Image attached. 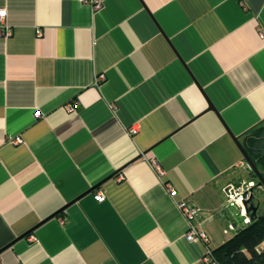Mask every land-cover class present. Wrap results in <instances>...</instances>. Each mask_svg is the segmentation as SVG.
Masks as SVG:
<instances>
[{
  "label": "crops",
  "instance_id": "crops-1",
  "mask_svg": "<svg viewBox=\"0 0 264 264\" xmlns=\"http://www.w3.org/2000/svg\"><path fill=\"white\" fill-rule=\"evenodd\" d=\"M99 1L0 0V264H219L235 139L264 124V0Z\"/></svg>",
  "mask_w": 264,
  "mask_h": 264
},
{
  "label": "trees",
  "instance_id": "trees-1",
  "mask_svg": "<svg viewBox=\"0 0 264 264\" xmlns=\"http://www.w3.org/2000/svg\"><path fill=\"white\" fill-rule=\"evenodd\" d=\"M246 151L264 176V124L247 134ZM249 180H255L259 188L254 171L251 169ZM264 191V188H263ZM254 194V193H253ZM253 203L259 206L257 215L247 225H237L234 236L221 246L211 250V256L219 264H264V209L262 201L254 194Z\"/></svg>",
  "mask_w": 264,
  "mask_h": 264
},
{
  "label": "built area",
  "instance_id": "built-area-1",
  "mask_svg": "<svg viewBox=\"0 0 264 264\" xmlns=\"http://www.w3.org/2000/svg\"><path fill=\"white\" fill-rule=\"evenodd\" d=\"M88 3H91L96 9L101 7V1L99 0H86ZM7 10H0V33L4 39H8L12 35L11 27L6 22ZM39 115V113L37 114ZM137 130L132 129L131 132L135 133ZM159 172L163 174L161 168H159L158 164H156ZM257 186V182L255 180H242L237 184H231L226 187V207L235 208L238 210L239 215L242 217V224L247 225L251 222V217L246 211L245 202L251 197L254 193V189ZM171 192H174L171 189ZM96 200L102 202L105 199L103 192H98L96 195ZM180 209L183 214L189 219V221H193L196 217L200 215V210L189 204L188 202H183L180 204ZM237 225L229 224V230L234 231ZM187 239L191 242L203 241L208 243L210 241L209 235L206 231H204L201 227L197 225H191L187 235ZM211 250L208 251L205 256L206 261L212 260Z\"/></svg>",
  "mask_w": 264,
  "mask_h": 264
},
{
  "label": "water",
  "instance_id": "water-1",
  "mask_svg": "<svg viewBox=\"0 0 264 264\" xmlns=\"http://www.w3.org/2000/svg\"><path fill=\"white\" fill-rule=\"evenodd\" d=\"M235 142L238 145V147L240 148V150L242 151L244 158L247 161V163L249 164L250 168L254 171L257 179L259 180V183H258L259 188H264V176H263V174L259 171V169L257 168L255 163L253 162L252 158L249 156L248 152L246 151L245 147L242 145L240 140L237 138V139H235ZM253 197H254V194H252L251 197L245 202L246 211L250 215L251 219L255 215H257V212L259 210V206H255L253 203Z\"/></svg>",
  "mask_w": 264,
  "mask_h": 264
},
{
  "label": "rangeland",
  "instance_id": "rangeland-1",
  "mask_svg": "<svg viewBox=\"0 0 264 264\" xmlns=\"http://www.w3.org/2000/svg\"><path fill=\"white\" fill-rule=\"evenodd\" d=\"M256 194L258 195L259 193L258 192H256ZM264 194V193H263ZM259 196V195H258ZM262 209H264V202L262 203Z\"/></svg>",
  "mask_w": 264,
  "mask_h": 264
}]
</instances>
